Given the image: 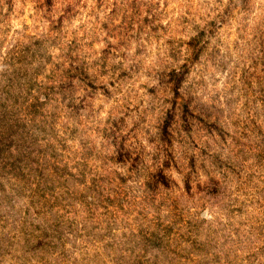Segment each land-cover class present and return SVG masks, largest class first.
<instances>
[{
    "label": "rangeland",
    "instance_id": "1",
    "mask_svg": "<svg viewBox=\"0 0 264 264\" xmlns=\"http://www.w3.org/2000/svg\"><path fill=\"white\" fill-rule=\"evenodd\" d=\"M0 264H264V0H0Z\"/></svg>",
    "mask_w": 264,
    "mask_h": 264
}]
</instances>
